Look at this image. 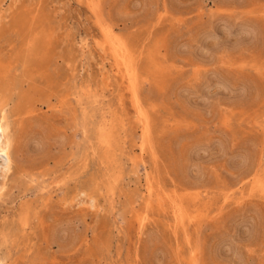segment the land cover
<instances>
[{"label":"rangeland","instance_id":"374dc122","mask_svg":"<svg viewBox=\"0 0 264 264\" xmlns=\"http://www.w3.org/2000/svg\"><path fill=\"white\" fill-rule=\"evenodd\" d=\"M0 105V264H264V0H0Z\"/></svg>","mask_w":264,"mask_h":264},{"label":"bare ground","instance_id":"6f19581e","mask_svg":"<svg viewBox=\"0 0 264 264\" xmlns=\"http://www.w3.org/2000/svg\"><path fill=\"white\" fill-rule=\"evenodd\" d=\"M93 5V4H92ZM104 31V30H103ZM113 32V31H112ZM112 32L111 31H107L106 32V47L107 48H109L111 51H112V55L114 56V58H115V60H116V62H117V65H118V71H119V73H121V78H122V81L123 82H121V83H123L124 84V86H125V92H126V90L129 92V93H134V90H135V82L137 83L138 81H136V78H137V76L139 77V75H137V76H135V70L137 69V67H136V69L135 70H133V67H132V65H131V60H130V57H129V53H128V49H127V47H126V45L123 43V42H121V41H123V38H122V40L121 41H116L115 39H117V38H113V36H112ZM105 33V32H104ZM117 36V35H116ZM119 39V38H118ZM120 40V39H119ZM33 46V45H32ZM128 46V45H127ZM36 51H39L40 50V47H37L36 49H35ZM132 51V50H131ZM22 54H24V52L22 53ZM29 53L27 52V54H24V59H23V63L22 64H24V67H25V69L26 70H31V69H33V68H35V67H37V66H39V65H41V64H45L46 63V59L44 60V61H38L37 59H34V58H32V56L31 55H28ZM133 55V54H132ZM154 56V55H153ZM105 58V57H104ZM135 58H133V60H134ZM114 63H115V61H114ZM116 65V66H117ZM34 66V67H33ZM118 73V72H117ZM42 74V73H41ZM136 74H137V72H136ZM48 76V75H47ZM50 76V75H49ZM120 78V79H121ZM50 80V79H49ZM52 81V80H51ZM53 82V81H52ZM139 83V82H138ZM137 85V84H136ZM106 89V88H105ZM124 89V88H123ZM123 91V90H122ZM137 91V90H136ZM137 93H138V91H137ZM15 94H16V92H15ZM136 94V93H135ZM129 95V94H128ZM134 97V96H133ZM132 97V98H133ZM137 98V97H136ZM4 101V100H3ZM138 101V100H137ZM136 102V101H135ZM136 103H138V102H136ZM140 104V103H139ZM2 105V104H1ZM0 105V106H1ZM136 106H137V104H136ZM2 107V106H1ZM134 107V106H133ZM142 107V106H141ZM12 108V107H11ZM15 108H17V107H15ZM25 108V107H24ZM136 109V108H135ZM139 109V108H138ZM141 109V108H140ZM13 110V109H12ZM17 110V109H16ZM137 110V109H136ZM141 110H143V109H141ZM4 112H5V110H4V107L1 109V112H0V179H2V182H1V184H0V187H3L5 184H4V182H5V180H7L6 178H7V176H9L10 174L9 173H11V170H12V166H13V160L14 159H16V158H14V156L16 157V154L14 153V147H13V136H12V133H11V131H10V127L12 126V124H11V126H10V124H9V122H8V119H7V117H6V115L4 114ZM17 113H18V111H16ZM139 112H140V110H139ZM142 113H144V112H142ZM10 114V113H9ZM146 114V113H145ZM145 114H138L139 115V120H141L142 118H144L143 117V115H145ZM10 116V115H9ZM137 117V116H136ZM146 118H148L147 116H146ZM137 119H138V117H137ZM114 121V120H113ZM110 122V121H109ZM143 122H145L144 120H143ZM11 123V122H10ZM140 123L142 124V120L140 121ZM149 123V122H148ZM144 124V123H143ZM116 126V125H115ZM141 126H143V125H141ZM149 128V127H148ZM145 129H146V127H145ZM22 130V129H21ZM17 131V130H16ZM20 133V132H19ZM148 133V132H147ZM21 134V133H20ZM107 134V133H106ZM18 135V134H17ZM17 138V137H16ZM103 140V139H102ZM105 140V139H104ZM16 144V143H15ZM15 146V145H14ZM16 147V146H15ZM15 154V155H14ZM264 161V160H263ZM261 168V167H260ZM260 172V171H259ZM9 174V175H8ZM257 175V174H256ZM260 177V176H259ZM250 178V177H249ZM259 179V178H258ZM258 183V182H257ZM91 184H89V186H90ZM92 185H94L93 183H92ZM253 185V184H252ZM258 185V184H257ZM254 186H256L255 184H254ZM85 187V186H84ZM4 188V187H3ZM2 188V189H3ZM81 189V188H80ZM85 189H87V187L85 188ZM153 189V188H152ZM260 189V188H259ZM148 191H149V188L147 189ZM89 191V190H88ZM87 190H82L81 189V191L78 193V197L80 196V198L83 200V201H90V203L92 204V205H96L97 204V200L92 196V195H90V191L88 192ZM78 192V191H77ZM92 192V191H91ZM150 192V191H149ZM153 192V191H152ZM1 193V192H0ZM185 193V192H184ZM194 193V192H193ZM93 194V193H92ZM154 194V193H153ZM160 194V193H159ZM190 194V193H189ZM161 195V194H160ZM163 195V194H162ZM230 195H232V194H230ZM152 196V195H151ZM156 196V195H155ZM177 196V195H176ZM185 196V195H184ZM188 196V195H187ZM77 197V198H78ZM160 197V196H159ZM170 197V196H169ZM172 197V196H171ZM183 197V196H182ZM228 197V196H227ZM75 198V197H74ZM175 198V197H174ZM177 198V197H176ZM195 198V197H194ZM199 198V197H198ZM79 199V198H78ZM170 199V198H169ZM188 199H189V196H188ZM188 199H187V201H188ZM197 199V198H196ZM225 199H226V197H225ZM77 200V199H76ZM172 200V199H171ZM170 200V201H171ZM175 200H177V199H175ZM186 200V199H185ZM195 200V199H194ZM193 200V202H195ZM169 201V200H168ZM178 201V200H177ZM176 201V202H177ZM190 201H192V200H190ZM197 201V200H196ZM228 201V200H227ZM226 201V202H227ZM81 202V201H80ZM189 202V201H188ZM192 202V203H193ZM185 203H187L186 201H185ZM237 203V202H236ZM170 204V203H169ZM177 204H179V203H177ZM188 204V203H187ZM189 204H190V202H189ZM188 204V205H189ZM194 204V203H193ZM196 204V203H195ZM216 204V203H215ZM227 204V203H226ZM225 204V205H226ZM172 205V204H171ZM174 205H176V204H174ZM197 205V204H196ZM97 206V205H96ZM169 206V205H168ZM90 207V206H89ZM176 207L177 208H175L174 209V207H173V210H172V208L170 209V210H172L171 212L173 213L172 215H173V217H175V219H177V221L179 220V222L181 223L182 222V224H186L185 222L187 221V220H185V218H186V214H185V211L183 210V206L181 205H176ZM188 207V206H187ZM197 207V206H196ZM169 208H170V206H169ZM189 208H190V206H189ZM193 208H194V206H193ZM187 209V208H186ZM185 209V210H186ZM205 210V209H204ZM168 211H169V209H168ZM167 211V212H168ZM188 213H189V211H187ZM191 213V212H190ZM200 214V213H199ZM171 215V216H172ZM203 215V214H202ZM173 217H171V218H173ZM197 218H199L198 217V215H195L194 214V216H190V220L191 221H198V219ZM140 219H142V218H140ZM187 219V218H186ZM199 219H201L202 221H203V219L200 217ZM143 220V219H142ZM174 220V219H173ZM182 220V221H181ZM141 221V220H140ZM139 221V222H140ZM176 221V222H177ZM200 221V220H199ZM201 221V222H202ZM173 222V221H172ZM146 223V222H145ZM195 223V222H194ZM197 223V222H196ZM140 224V223H139ZM138 224V225H139ZM178 224V223H177ZM175 225V224H174ZM179 225H181V224H179ZM196 225V224H195ZM141 228H143V227H141ZM141 228H140V230H141ZM139 230V229H138ZM187 247V246H186ZM190 248V247H189ZM192 259V258H191ZM197 264V263H196Z\"/></svg>","mask_w":264,"mask_h":264}]
</instances>
